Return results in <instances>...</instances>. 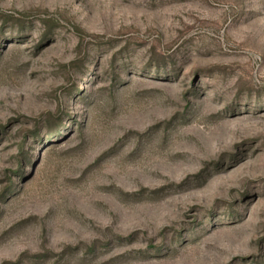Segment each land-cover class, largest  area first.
Listing matches in <instances>:
<instances>
[{"label": "rangeland", "instance_id": "rangeland-1", "mask_svg": "<svg viewBox=\"0 0 264 264\" xmlns=\"http://www.w3.org/2000/svg\"><path fill=\"white\" fill-rule=\"evenodd\" d=\"M0 264H264V0H0Z\"/></svg>", "mask_w": 264, "mask_h": 264}]
</instances>
